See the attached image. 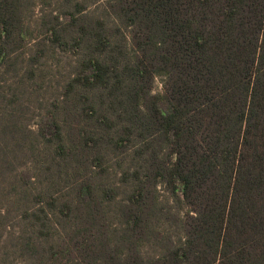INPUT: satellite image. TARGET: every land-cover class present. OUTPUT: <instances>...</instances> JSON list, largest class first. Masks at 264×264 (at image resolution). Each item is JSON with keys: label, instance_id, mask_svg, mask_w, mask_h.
Segmentation results:
<instances>
[{"label": "trees", "instance_id": "16d2710c", "mask_svg": "<svg viewBox=\"0 0 264 264\" xmlns=\"http://www.w3.org/2000/svg\"><path fill=\"white\" fill-rule=\"evenodd\" d=\"M23 1L0 0V60L21 50L29 36ZM106 2L118 21L112 33L76 3L65 23L56 15L44 24L45 39L62 49L83 42L92 49L77 63L68 92L76 84L121 92L112 97L113 116L92 103L76 112L78 120L97 123L90 133L79 131L80 152L95 149L90 166L104 158L95 145L122 123L125 133L107 140L124 150L136 136L134 155L142 166L124 171L133 187L120 208L124 227L114 243L103 202L114 199L116 188L95 194L84 178L70 200L34 195L26 217H47L53 208L65 217L75 214L61 247L48 257L54 264H264V0ZM122 26L130 30L133 61L108 55L110 36ZM62 30H75L71 41ZM157 75L162 91L152 93ZM45 123L52 133L41 130V136L62 155L68 146L53 110ZM160 185L183 210L175 216L183 232L178 243L163 241L164 233L148 224L150 214L162 215L154 195ZM151 238L160 240L162 251L143 257L138 247Z\"/></svg>", "mask_w": 264, "mask_h": 264}, {"label": "rangeland", "instance_id": "374dc122", "mask_svg": "<svg viewBox=\"0 0 264 264\" xmlns=\"http://www.w3.org/2000/svg\"><path fill=\"white\" fill-rule=\"evenodd\" d=\"M23 3L27 41L21 50L0 60V264H54L48 255L61 247L65 233L75 222V214L65 217L53 208L46 211L47 217L41 212L39 219L26 217L24 211L33 209V196L44 192L53 194L58 203L70 200L77 183L84 178L93 185L95 194L106 187L116 188L114 199L103 202L108 234L114 243L124 227L120 208L133 187L131 178H123L124 171L142 166L141 157L134 155L140 139L130 137L124 150L116 149L107 138L119 137L117 134L124 132L125 123L120 131L114 125L115 129L112 127L104 137L106 141L95 145L104 155L101 165L90 166L88 161L95 155V149L80 152L79 131L90 133L97 123L93 117L78 120L76 112L92 103L97 112L106 110L113 116L117 107L112 97L120 96L121 92L112 94L106 88L90 89L78 84L68 92L67 84L74 76L77 63L92 49L86 42L79 47L62 49L45 39L44 24L49 27L56 15L63 16L62 23H65V17H69L67 11L73 10L76 3L84 5L83 13L87 16L105 21L108 32L112 33L118 21L108 13L106 0H24ZM129 31L122 26L120 33L110 36V57L133 61ZM62 35L71 41L75 30H62ZM36 54L38 59L32 61ZM162 79L159 75L154 77L152 93H161ZM50 110L57 115L68 146L62 155L55 149V143L45 141L40 133L42 130L49 137L52 133V127L45 123V114ZM112 147L116 149L114 152ZM155 194L157 206L164 208L159 219L150 214L148 224L151 229L164 233L163 241L170 238L178 243L183 232L175 216L183 210L178 209L162 185ZM138 250L141 256L151 257L162 251V244L151 238Z\"/></svg>", "mask_w": 264, "mask_h": 264}]
</instances>
